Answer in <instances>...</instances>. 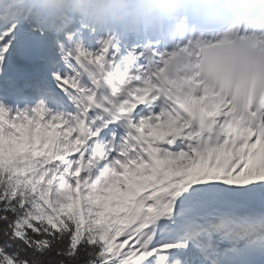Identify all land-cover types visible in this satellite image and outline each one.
<instances>
[{"label": "snow or ice", "instance_id": "1", "mask_svg": "<svg viewBox=\"0 0 264 264\" xmlns=\"http://www.w3.org/2000/svg\"><path fill=\"white\" fill-rule=\"evenodd\" d=\"M223 43L169 75L0 0V264H264V78Z\"/></svg>", "mask_w": 264, "mask_h": 264}, {"label": "clouds", "instance_id": "2", "mask_svg": "<svg viewBox=\"0 0 264 264\" xmlns=\"http://www.w3.org/2000/svg\"><path fill=\"white\" fill-rule=\"evenodd\" d=\"M31 6L33 21L53 37L77 34L88 40L96 34L118 52L130 49L121 57L126 61L140 47L156 67L154 46L164 45L169 75L191 71L196 41L211 34L225 43L200 57L205 65H218L233 82L264 78V0H31Z\"/></svg>", "mask_w": 264, "mask_h": 264}]
</instances>
